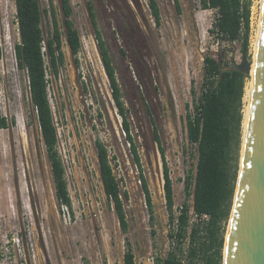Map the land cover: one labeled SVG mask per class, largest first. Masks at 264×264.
Listing matches in <instances>:
<instances>
[{
    "label": "rangeland",
    "instance_id": "374dc122",
    "mask_svg": "<svg viewBox=\"0 0 264 264\" xmlns=\"http://www.w3.org/2000/svg\"><path fill=\"white\" fill-rule=\"evenodd\" d=\"M52 1L62 33L64 61L55 76L45 57L47 94L72 213L65 206L58 208L27 74L17 66L15 46L20 39L14 0H0V108L9 125L0 130V264H123L126 241L135 264H153L170 254L184 261L190 230L199 221L189 214L180 244L169 234L176 230L180 208L186 205L189 212L191 208L184 181L188 172L195 171L196 151L187 142L186 114L193 113L202 92L203 58L220 60L221 66L239 64L241 41L229 43L213 35L210 30L218 14L203 10L200 0H178L179 9L173 0H155L159 25L154 23L148 0H69L70 20L81 42L75 64L65 41L59 1ZM259 1L250 0L245 51L250 64ZM88 3L115 70L130 136L150 193L153 220L149 219L140 173L98 54ZM39 5L41 10L48 9L49 1L39 0ZM40 27L43 38H48L49 14L42 16ZM242 116L243 101L240 131L232 141L228 165L229 175L236 173L234 191L243 142ZM96 141L108 151L120 188L126 233L121 232L102 190ZM161 150L172 185V223L168 222L164 198ZM233 198L234 193L229 216L215 232L217 240H223L221 264ZM207 220L199 223L197 242L209 246Z\"/></svg>",
    "mask_w": 264,
    "mask_h": 264
},
{
    "label": "trees",
    "instance_id": "16d2710c",
    "mask_svg": "<svg viewBox=\"0 0 264 264\" xmlns=\"http://www.w3.org/2000/svg\"><path fill=\"white\" fill-rule=\"evenodd\" d=\"M48 9L41 10L39 0H14L15 18L19 33V44L15 46L17 66L25 70L28 79L30 100L39 124L42 142L49 161L55 189V198L59 210L65 206L71 212V200L64 178V168L56 151L57 132L47 94L45 57L50 71L58 75L59 66L63 65L62 33L56 18L52 0ZM62 14L65 41L70 53L75 58L81 48L77 31L70 20L72 9L69 0H58ZM179 9L178 0H173ZM203 10H215L218 17L210 32L221 39L232 43L241 41L242 49L248 46L250 0H200ZM148 7L155 25H159V10L155 0H148ZM241 7V10H240ZM87 11L94 29V39L104 72L109 82L112 99L121 117L122 129L129 143L138 172L140 173L145 203L149 219L153 220V209L147 183L142 176L136 147L131 139L121 93L107 48L100 32L96 29L94 11L91 3ZM50 15L51 33L46 39L41 30L42 16ZM0 50V60H1ZM220 60L210 56L203 58L202 92L194 104L193 113L186 114L187 142L195 147L196 164L194 173L188 172L184 181L187 198H191L190 212L199 221L191 228L190 247L186 259L179 260L174 254L164 259H155L153 264H221L223 240H217L216 230L222 221L227 220L234 193L236 173L229 175L230 147L233 139L238 138L241 122V107L245 79L248 75L237 72H220ZM9 127L0 108V130ZM157 139V137H156ZM99 178L107 202L112 204L122 233L127 232V222L120 196V188L113 174L108 151L100 141L95 142ZM163 160L164 198L168 211V222H174L172 213V185L169 171L161 150ZM188 206L181 207L176 218L177 226L169 237L179 241L185 237L189 225ZM206 215L209 246L198 241L201 216ZM127 250L123 255V264H135L134 256L125 242ZM216 247L212 252L211 249Z\"/></svg>",
    "mask_w": 264,
    "mask_h": 264
},
{
    "label": "water",
    "instance_id": "95a60500",
    "mask_svg": "<svg viewBox=\"0 0 264 264\" xmlns=\"http://www.w3.org/2000/svg\"><path fill=\"white\" fill-rule=\"evenodd\" d=\"M250 69L244 47L239 64L220 66L221 73L249 75ZM230 218L224 264H264V0L249 119Z\"/></svg>",
    "mask_w": 264,
    "mask_h": 264
},
{
    "label": "bare ground",
    "instance_id": "6f19581e",
    "mask_svg": "<svg viewBox=\"0 0 264 264\" xmlns=\"http://www.w3.org/2000/svg\"><path fill=\"white\" fill-rule=\"evenodd\" d=\"M263 6V0L259 1V16L257 19V25H256V34H255V40H254V50H253V56H252V64L250 73H249V80L247 85L245 86L244 94H243V116H242V127H243V142H242V149H241V157L243 154V148L245 143V137H246V130L248 125V119H249V112H250V105H251V98H252V92H253V80H254V74H255V62H256V55H257V45L259 40V30H260V22H261V11ZM241 160V159H240ZM231 223V219H230ZM225 262V261H224Z\"/></svg>",
    "mask_w": 264,
    "mask_h": 264
},
{
    "label": "built area",
    "instance_id": "2783aa9c",
    "mask_svg": "<svg viewBox=\"0 0 264 264\" xmlns=\"http://www.w3.org/2000/svg\"><path fill=\"white\" fill-rule=\"evenodd\" d=\"M240 10H241V7H240ZM190 215L197 219V216L193 212H190ZM201 219L202 220L208 219V217L206 215H203V216H201Z\"/></svg>",
    "mask_w": 264,
    "mask_h": 264
}]
</instances>
